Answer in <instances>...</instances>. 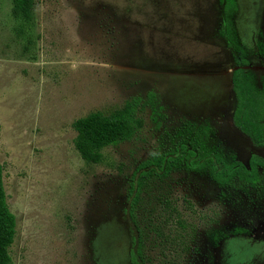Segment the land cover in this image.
<instances>
[{
  "label": "rangeland",
  "instance_id": "1",
  "mask_svg": "<svg viewBox=\"0 0 264 264\" xmlns=\"http://www.w3.org/2000/svg\"><path fill=\"white\" fill-rule=\"evenodd\" d=\"M237 3L240 53L222 33L221 0H35L30 20L0 0V160L18 223L12 264H132L128 181L182 118L208 120L246 165L264 157L233 124L231 77L245 58L262 86L264 0ZM135 101L141 130L87 161L76 121ZM170 184L199 229L184 264H264V167L255 185L222 188L195 172ZM219 231L229 234L216 241ZM161 250L156 264L174 259Z\"/></svg>",
  "mask_w": 264,
  "mask_h": 264
},
{
  "label": "trees",
  "instance_id": "2",
  "mask_svg": "<svg viewBox=\"0 0 264 264\" xmlns=\"http://www.w3.org/2000/svg\"><path fill=\"white\" fill-rule=\"evenodd\" d=\"M221 2L224 14L222 33L237 53L243 52L234 23L237 0ZM34 6L35 0H13L14 14L27 20L32 18ZM249 64L245 58H238V68L231 74L236 98L233 124L256 146L264 148V79L262 86L258 87L254 70L244 68ZM139 106L140 103L135 101L109 113L96 111L78 119L75 123L78 131L76 146L81 155L87 161H97L105 148L134 138L144 125ZM155 109L153 119L160 125L165 121L164 114ZM162 135L159 150L141 161L128 181L129 196H133L129 214L136 229L132 264H156L152 256L158 254L157 248H162L165 257L168 255L166 251L174 257L165 258L162 264H184L196 243L198 225L183 217L178 198L172 193L170 182L176 174H205L223 188L235 180L241 185H255L264 167V157L259 154H254L246 165L236 158L235 153L225 150L208 120L198 122L182 118L176 126L167 127ZM4 171L0 160V264H12L11 247L17 237L18 223L8 201ZM190 204L187 202V206ZM228 234L219 231L214 240H222Z\"/></svg>",
  "mask_w": 264,
  "mask_h": 264
}]
</instances>
